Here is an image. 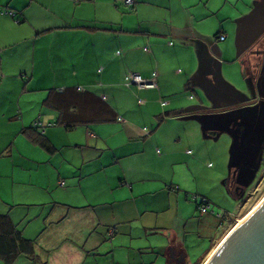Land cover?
<instances>
[{"label": "crops", "instance_id": "0c3cea01", "mask_svg": "<svg viewBox=\"0 0 264 264\" xmlns=\"http://www.w3.org/2000/svg\"><path fill=\"white\" fill-rule=\"evenodd\" d=\"M125 1L0 0V216L34 243L0 264H185L247 203L264 0Z\"/></svg>", "mask_w": 264, "mask_h": 264}, {"label": "rangeland", "instance_id": "374dc122", "mask_svg": "<svg viewBox=\"0 0 264 264\" xmlns=\"http://www.w3.org/2000/svg\"><path fill=\"white\" fill-rule=\"evenodd\" d=\"M262 35V43H264V34ZM262 50V56H264L263 46ZM246 83L247 84L243 82L240 86L245 89L251 102V106L246 108L244 112L248 120L247 123L252 127V134L250 137H253V139L251 145L247 143L244 148V153L249 147L250 152L247 160L244 157L241 161V166L244 167V171L246 172L244 174V187L240 188L245 189L246 194L243 200L247 201V203L244 205L242 213L231 222L232 227L229 229L228 224L221 238L216 242V245L212 247L209 253L205 254L206 250L209 248L208 242H204V244L208 245L204 248L198 245L189 247V255L185 264H199L200 262L201 264H206L229 232L264 199V61L259 71L258 69H254L250 73V83L248 84L247 81Z\"/></svg>", "mask_w": 264, "mask_h": 264}, {"label": "water", "instance_id": "95a60500", "mask_svg": "<svg viewBox=\"0 0 264 264\" xmlns=\"http://www.w3.org/2000/svg\"><path fill=\"white\" fill-rule=\"evenodd\" d=\"M233 125L232 131L244 129L241 139L244 143L245 138L252 134L251 126L242 119ZM249 149L244 153L245 157ZM209 264H264V202L230 235Z\"/></svg>", "mask_w": 264, "mask_h": 264}, {"label": "trees", "instance_id": "16d2710c", "mask_svg": "<svg viewBox=\"0 0 264 264\" xmlns=\"http://www.w3.org/2000/svg\"><path fill=\"white\" fill-rule=\"evenodd\" d=\"M203 205H208L206 201L199 205V209ZM223 220H227L226 216L220 219V226L223 225ZM229 229L232 223L229 222ZM34 243L25 240L22 233L13 225L9 217L0 216V257L7 263L14 262L23 253L33 251ZM201 264V263H199Z\"/></svg>", "mask_w": 264, "mask_h": 264}, {"label": "built area", "instance_id": "2783aa9c", "mask_svg": "<svg viewBox=\"0 0 264 264\" xmlns=\"http://www.w3.org/2000/svg\"><path fill=\"white\" fill-rule=\"evenodd\" d=\"M125 4L127 6H131L133 5V1L132 0H126ZM226 39L225 36H223L221 38L222 41H224ZM132 85H138L141 88L144 89H153L157 87V75L154 74H150V75H146V76H139V75H131L128 79V86H132ZM37 127V125H36ZM62 185H64V183H62ZM200 212L202 215H207V214H211V215H216V212L214 210L211 209V207L209 205H203L200 207ZM218 218H222V216H217Z\"/></svg>", "mask_w": 264, "mask_h": 264}, {"label": "bare ground", "instance_id": "6f19581e", "mask_svg": "<svg viewBox=\"0 0 264 264\" xmlns=\"http://www.w3.org/2000/svg\"><path fill=\"white\" fill-rule=\"evenodd\" d=\"M264 202V199L246 216L244 217L242 220H240L237 224V226L234 227V229H232L229 234L227 235V237L221 242V244L219 245V247L217 248V250L215 251V253L210 257V259L208 260V262L206 264H209V262L211 261L212 257H214V255L218 252V250L220 249V247L223 245V243L230 237V235L243 223L245 222L260 206L261 204Z\"/></svg>", "mask_w": 264, "mask_h": 264}, {"label": "flooded vegetation", "instance_id": "af4514ba", "mask_svg": "<svg viewBox=\"0 0 264 264\" xmlns=\"http://www.w3.org/2000/svg\"><path fill=\"white\" fill-rule=\"evenodd\" d=\"M240 131V132H239ZM235 132H236V135H237V139H238V141L240 142L241 141V139H242V137H243V134H244V129L243 128H235ZM249 137H250V135H248ZM246 137L245 138V140H244V143H245V141H246V139H249V140H252L253 139V137L251 138H249V137ZM241 144H244V143H242V142H240ZM249 143V142H248ZM250 145H251V143H250ZM249 152H250V149L248 150V152H247V154H246V157L244 156V154H243V156L246 158V160H247V158H248V156H249ZM243 157V158H244ZM246 160H245V162H246ZM174 264H177V262L175 261V263Z\"/></svg>", "mask_w": 264, "mask_h": 264}]
</instances>
